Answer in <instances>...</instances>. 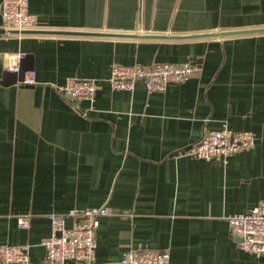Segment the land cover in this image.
<instances>
[{"label": "crops", "instance_id": "1", "mask_svg": "<svg viewBox=\"0 0 264 264\" xmlns=\"http://www.w3.org/2000/svg\"><path fill=\"white\" fill-rule=\"evenodd\" d=\"M2 1L0 245L43 264L50 214L107 207L94 264L144 249L172 264H264L228 222L264 200V33L172 38L264 29V0H29L32 34L4 32ZM14 53L33 57L35 85L1 83ZM186 62L199 71L164 93L109 84L114 65ZM68 79L96 81L95 101L65 98ZM225 124L253 132L254 149L227 163L186 154Z\"/></svg>", "mask_w": 264, "mask_h": 264}, {"label": "built area", "instance_id": "2", "mask_svg": "<svg viewBox=\"0 0 264 264\" xmlns=\"http://www.w3.org/2000/svg\"><path fill=\"white\" fill-rule=\"evenodd\" d=\"M29 0H3L1 14L6 32L19 33L37 29V18L30 13ZM22 53L5 55L3 61L7 70L19 74ZM200 69L199 64L155 63L140 65H114L109 84L114 91L133 92L142 83L148 93H164L171 85L189 81ZM22 84L35 85V72H27ZM99 86L96 81L68 79L58 91L69 100L95 101ZM256 135L251 131H234L226 124L219 129L207 131L201 141L192 146L186 154L200 160H220L227 163L236 154L250 151L256 145ZM110 214L107 207L72 209L66 215L50 214L51 235L42 241L46 255L43 264H94L96 261L97 235L101 219ZM71 224H67V220ZM29 217L18 219L21 229L31 226ZM233 235L245 253L264 257V200L249 213L228 217ZM0 264H31L30 247L0 245ZM122 264H172L168 250H129L124 253Z\"/></svg>", "mask_w": 264, "mask_h": 264}, {"label": "water", "instance_id": "3", "mask_svg": "<svg viewBox=\"0 0 264 264\" xmlns=\"http://www.w3.org/2000/svg\"><path fill=\"white\" fill-rule=\"evenodd\" d=\"M6 32V31H4ZM9 33L18 34V31H9ZM24 34H32L35 31L22 32ZM264 33V29H255V30H245V31H235V32H221V33H212V34H204V35H192L186 37H172V38H181V39H195V38H211V37H224V36H236V35H248V34H257ZM74 35H84V36H108V37H134V38H154L155 36H142V35H115V34H93V33H71ZM165 38V37H160ZM34 69L33 66V57L31 55H27L22 59L21 62V71L19 74L10 73L5 68V73L1 80V83L4 85H15L18 83H23L25 79V74L28 71H32Z\"/></svg>", "mask_w": 264, "mask_h": 264}]
</instances>
